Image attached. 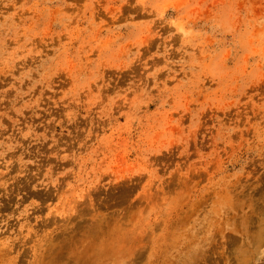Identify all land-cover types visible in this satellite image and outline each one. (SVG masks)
Returning a JSON list of instances; mask_svg holds the SVG:
<instances>
[{"label": "rangeland", "instance_id": "rangeland-1", "mask_svg": "<svg viewBox=\"0 0 264 264\" xmlns=\"http://www.w3.org/2000/svg\"><path fill=\"white\" fill-rule=\"evenodd\" d=\"M0 264H264V0H0Z\"/></svg>", "mask_w": 264, "mask_h": 264}]
</instances>
